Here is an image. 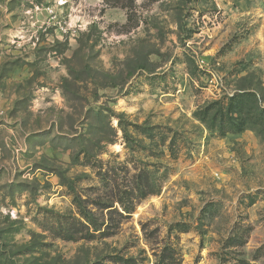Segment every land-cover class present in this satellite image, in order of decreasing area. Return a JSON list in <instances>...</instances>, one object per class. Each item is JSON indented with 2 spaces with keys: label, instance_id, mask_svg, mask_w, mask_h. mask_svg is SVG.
<instances>
[{
  "label": "rangeland",
  "instance_id": "1",
  "mask_svg": "<svg viewBox=\"0 0 264 264\" xmlns=\"http://www.w3.org/2000/svg\"><path fill=\"white\" fill-rule=\"evenodd\" d=\"M115 257L264 264V0H0V264Z\"/></svg>",
  "mask_w": 264,
  "mask_h": 264
},
{
  "label": "trees",
  "instance_id": "2",
  "mask_svg": "<svg viewBox=\"0 0 264 264\" xmlns=\"http://www.w3.org/2000/svg\"><path fill=\"white\" fill-rule=\"evenodd\" d=\"M254 98V95L252 93H243V94H235L233 95L226 106L225 114L220 113L222 117L220 118V124L221 131L226 132L227 130L231 132H237L241 131L244 128V123L242 119V115L245 112L246 108H248L249 102ZM259 107L254 106L252 108L251 112L254 114L259 113ZM241 120V121H240ZM227 124L228 127H224V124ZM211 126V125H210ZM143 189L138 188L137 194L134 196V198H141L145 195L141 194L143 190H151V184L148 180L144 182L142 185ZM141 194V195H140ZM141 196V197H140ZM131 204V203H130ZM121 205V212H118L116 209L109 210L112 208V206H105L102 210H109L108 214L111 215L112 213H116L120 218H125L126 215L132 213L133 205H124L123 202L120 203ZM126 214V215H125ZM78 215L79 218L75 219L74 222L63 231H60L62 233V237H64L66 240H90L94 238V232H98V228H100V224H98L99 218L95 213L90 211L86 208L84 203L82 201H78ZM108 221H112L111 217L107 219ZM102 225V224H101ZM109 226L104 227L103 234L108 233ZM110 236V235H108ZM166 262L164 264H176V259L174 257H167L165 258ZM114 264H143L139 263L134 258H124V257H115L113 259Z\"/></svg>",
  "mask_w": 264,
  "mask_h": 264
}]
</instances>
